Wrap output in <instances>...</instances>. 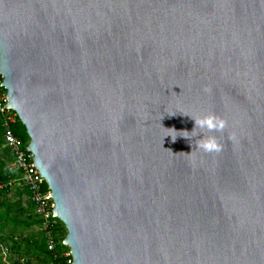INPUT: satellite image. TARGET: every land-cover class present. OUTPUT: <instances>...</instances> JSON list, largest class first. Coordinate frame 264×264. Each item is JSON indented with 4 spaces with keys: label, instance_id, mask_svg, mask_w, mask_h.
Returning a JSON list of instances; mask_svg holds the SVG:
<instances>
[{
    "label": "water",
    "instance_id": "obj_1",
    "mask_svg": "<svg viewBox=\"0 0 264 264\" xmlns=\"http://www.w3.org/2000/svg\"><path fill=\"white\" fill-rule=\"evenodd\" d=\"M0 75L73 264H264V0H0Z\"/></svg>",
    "mask_w": 264,
    "mask_h": 264
},
{
    "label": "built area",
    "instance_id": "obj_2",
    "mask_svg": "<svg viewBox=\"0 0 264 264\" xmlns=\"http://www.w3.org/2000/svg\"><path fill=\"white\" fill-rule=\"evenodd\" d=\"M0 85L3 78L0 75ZM8 106V98L6 89L0 86V120L3 129V147L11 151L12 162L11 171L19 174V180L27 190L28 199L33 206L34 214L39 221L42 238L47 253L50 256L49 264H73L71 250L68 246L62 251L57 249V241L55 231L59 227L65 226L53 215L54 203L50 189L45 179L40 175L39 171L33 166V155L26 149H22L19 140L14 136L10 129V124L15 123L18 119L17 115ZM19 120V119H18ZM9 183H0V193L7 189ZM8 253V249H4ZM19 264H27L26 260H19Z\"/></svg>",
    "mask_w": 264,
    "mask_h": 264
},
{
    "label": "rangeland",
    "instance_id": "obj_3",
    "mask_svg": "<svg viewBox=\"0 0 264 264\" xmlns=\"http://www.w3.org/2000/svg\"><path fill=\"white\" fill-rule=\"evenodd\" d=\"M4 156H0L1 162L4 163L5 170L10 171V163L12 162H10V155ZM19 178L20 176L17 175V177L9 183L6 191L0 195V211L9 207L10 217L15 218V222L18 224L14 225L8 223L0 230V264H17L21 259H27L31 264H38L39 262L32 253L29 252L30 249L28 247L31 243L40 242L42 240V232L39 221L28 199V195ZM27 222L31 225L25 228L23 224ZM13 240H17L16 245H12L11 241ZM28 242L30 243L29 246ZM5 248H8V253L4 250Z\"/></svg>",
    "mask_w": 264,
    "mask_h": 264
},
{
    "label": "trees",
    "instance_id": "obj_4",
    "mask_svg": "<svg viewBox=\"0 0 264 264\" xmlns=\"http://www.w3.org/2000/svg\"><path fill=\"white\" fill-rule=\"evenodd\" d=\"M0 80H1V78H0ZM10 129L12 130L14 136L19 140V142L21 144V148L26 149V147L29 143V138L26 134L25 127L22 125V123L17 119L15 123L10 124ZM8 154L10 155V162H11L12 161L11 151L9 149L3 147V129L1 126V122H0V156L3 157L4 155H8ZM1 161L2 160L0 158V183L1 182L2 183H10L19 174L16 172H12L11 170L6 171L4 168V163H2ZM4 191H6V190H4ZM4 191L1 192L0 195L2 193H4ZM25 191L27 193L26 189H25ZM27 195H28V193H27ZM31 206H32V204H31ZM32 208H33V206H32ZM9 213H10L9 207H7L5 210L0 211V230H2V228L5 225H7L8 223L18 225L15 222L16 221L15 218H11ZM23 225L25 226V228H28L31 224L27 222V223H24ZM55 235H56V241L58 243L57 249H59V251H62L64 249V247L61 245V241H63L65 239L66 231L63 227H59L55 231ZM11 242H12V245L17 244V240H13ZM29 244L30 243L28 242V246H29ZM18 247H19V245H18ZM28 248L30 249L29 252L32 253V255L39 261L38 264H49L50 256L46 251L43 238L40 242L31 243V245ZM26 262H27V264H31V262H29L27 259H26ZM17 264H19V262H17Z\"/></svg>",
    "mask_w": 264,
    "mask_h": 264
},
{
    "label": "clouds",
    "instance_id": "obj_5",
    "mask_svg": "<svg viewBox=\"0 0 264 264\" xmlns=\"http://www.w3.org/2000/svg\"><path fill=\"white\" fill-rule=\"evenodd\" d=\"M195 121V128L193 133H196V129H207L209 131H220L226 126V121L214 113H210L203 116H192ZM171 135V133H169ZM185 137H188L185 135ZM197 146L206 152L220 151L221 145L218 143L215 136H201L197 141Z\"/></svg>",
    "mask_w": 264,
    "mask_h": 264
}]
</instances>
